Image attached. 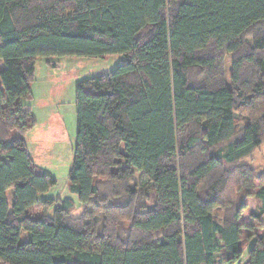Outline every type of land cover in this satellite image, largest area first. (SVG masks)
I'll return each instance as SVG.
<instances>
[{
	"label": "trees",
	"instance_id": "1",
	"mask_svg": "<svg viewBox=\"0 0 264 264\" xmlns=\"http://www.w3.org/2000/svg\"><path fill=\"white\" fill-rule=\"evenodd\" d=\"M109 55L77 86L75 218L39 200L57 179L23 101L38 58ZM0 60V264H264V179L243 163L264 142V0H0Z\"/></svg>",
	"mask_w": 264,
	"mask_h": 264
},
{
	"label": "rangeland",
	"instance_id": "2",
	"mask_svg": "<svg viewBox=\"0 0 264 264\" xmlns=\"http://www.w3.org/2000/svg\"><path fill=\"white\" fill-rule=\"evenodd\" d=\"M252 38H249L251 42ZM125 60L123 55H109L105 58H89L78 56H65L54 58H38L36 63L35 80L32 84V95L23 103L31 108L37 125L24 135L28 144L30 154L35 164L47 171H50L57 179V184L48 192L40 195L39 200L71 198L76 202V209L73 213L79 218L84 207L79 203L78 197L70 192L69 174L73 166L75 149L77 144V106L76 95L79 83L113 71ZM5 67L0 60V72ZM232 71V57L229 56L225 62L226 76L229 78ZM237 129H241L247 120L244 115H236ZM123 153H126L122 147ZM243 163L253 166L259 177L264 179V142L245 159ZM142 173L136 172V183L139 184ZM264 183L256 182L253 192L257 194ZM248 210L243 215L242 221H251L257 227V221L252 219L259 200L251 197L247 200ZM43 211V206L34 207L31 212L36 215ZM54 208L49 214L53 215ZM219 221L222 214L216 212ZM250 230L249 233H253ZM262 235L263 232H258ZM244 236L243 239L246 238ZM29 234L23 232L21 241H27ZM246 241L242 245L246 249Z\"/></svg>",
	"mask_w": 264,
	"mask_h": 264
}]
</instances>
